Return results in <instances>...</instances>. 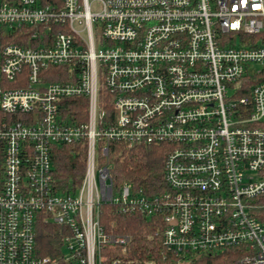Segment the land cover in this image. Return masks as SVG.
<instances>
[{
  "label": "built area",
  "instance_id": "obj_1",
  "mask_svg": "<svg viewBox=\"0 0 264 264\" xmlns=\"http://www.w3.org/2000/svg\"><path fill=\"white\" fill-rule=\"evenodd\" d=\"M74 96L84 120L63 111ZM113 141L170 144L166 189L113 191ZM59 144L84 153L65 192ZM0 147V264H119L104 249L128 236L104 232V203L160 214L183 259L264 264V0H0ZM40 219L66 228L55 256L38 253Z\"/></svg>",
  "mask_w": 264,
  "mask_h": 264
},
{
  "label": "trees",
  "instance_id": "obj_2",
  "mask_svg": "<svg viewBox=\"0 0 264 264\" xmlns=\"http://www.w3.org/2000/svg\"><path fill=\"white\" fill-rule=\"evenodd\" d=\"M26 33L22 30V34ZM52 71V68L47 70ZM48 79L60 80L56 76H49ZM63 111L68 115L76 114L77 118L84 120L87 113L86 98L74 96L64 99ZM109 146L113 191H117L124 182L131 183L144 197L158 195L166 189L163 169L170 144L125 147L113 141ZM2 159L0 147V167ZM51 164L57 190L65 192L69 184L79 182L83 175L84 153L77 144H59L53 147ZM252 202L256 204L253 212L257 220L264 223V194L256 196ZM98 218L105 233L128 236L124 246L118 244L104 249V252L112 254L110 257L118 258L119 264H231L236 256L229 249L215 254L194 253L185 259L179 257L163 243L160 214L148 216L138 209L124 210L117 204L104 203L99 208ZM65 232L66 228L62 225L42 219L36 222L35 243L38 253L55 256Z\"/></svg>",
  "mask_w": 264,
  "mask_h": 264
},
{
  "label": "rangeland",
  "instance_id": "obj_3",
  "mask_svg": "<svg viewBox=\"0 0 264 264\" xmlns=\"http://www.w3.org/2000/svg\"><path fill=\"white\" fill-rule=\"evenodd\" d=\"M87 114V113H86ZM86 119V118H85ZM124 249V248H123Z\"/></svg>",
  "mask_w": 264,
  "mask_h": 264
}]
</instances>
